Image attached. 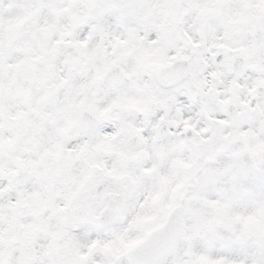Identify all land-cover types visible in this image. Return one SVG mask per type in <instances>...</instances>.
<instances>
[{"label": "snow or ice", "instance_id": "snow-or-ice-1", "mask_svg": "<svg viewBox=\"0 0 264 264\" xmlns=\"http://www.w3.org/2000/svg\"><path fill=\"white\" fill-rule=\"evenodd\" d=\"M0 264H264V0H0Z\"/></svg>", "mask_w": 264, "mask_h": 264}]
</instances>
